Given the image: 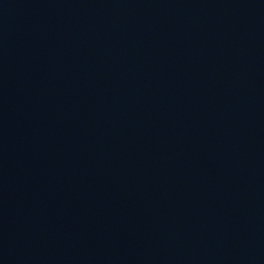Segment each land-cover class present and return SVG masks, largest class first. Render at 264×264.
Wrapping results in <instances>:
<instances>
[{
	"label": "water",
	"instance_id": "1",
	"mask_svg": "<svg viewBox=\"0 0 264 264\" xmlns=\"http://www.w3.org/2000/svg\"><path fill=\"white\" fill-rule=\"evenodd\" d=\"M0 264H264V0H0Z\"/></svg>",
	"mask_w": 264,
	"mask_h": 264
}]
</instances>
